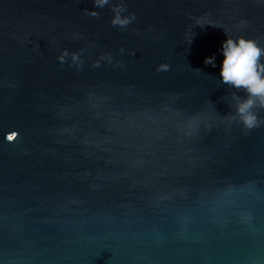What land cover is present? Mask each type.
I'll return each mask as SVG.
<instances>
[{"label":"water","instance_id":"water-1","mask_svg":"<svg viewBox=\"0 0 264 264\" xmlns=\"http://www.w3.org/2000/svg\"><path fill=\"white\" fill-rule=\"evenodd\" d=\"M94 7L0 0V264H264V124L220 76L264 0Z\"/></svg>","mask_w":264,"mask_h":264},{"label":"clouds","instance_id":"clouds-1","mask_svg":"<svg viewBox=\"0 0 264 264\" xmlns=\"http://www.w3.org/2000/svg\"><path fill=\"white\" fill-rule=\"evenodd\" d=\"M93 3L95 6L93 10L84 9V11L86 14L95 17L99 15L95 8H103L109 5L110 0H93ZM112 11L114 12L111 20L113 26L125 27L135 19V13L122 15L126 11L123 3L113 4ZM197 25L204 26L199 22ZM226 34L228 38L222 46L224 59L220 76L222 77V84L235 89L231 93L235 113L231 116L230 122L236 121L244 129L252 130L264 124V119L258 115L259 111L264 109V47L257 40L244 36L233 38L227 32ZM123 51L124 49L121 48V52ZM68 55V50L65 49L59 60L64 62ZM72 59L73 61L78 59L75 53H72ZM205 64H211L215 67V56L206 58ZM99 65V62L95 64L97 67ZM169 69L170 66L164 64L160 65L157 71H168ZM194 70L201 72L200 69ZM240 92L245 93V95L242 97L239 95Z\"/></svg>","mask_w":264,"mask_h":264},{"label":"snow or ice","instance_id":"snow-or-ice-1","mask_svg":"<svg viewBox=\"0 0 264 264\" xmlns=\"http://www.w3.org/2000/svg\"><path fill=\"white\" fill-rule=\"evenodd\" d=\"M12 137H9V139H11Z\"/></svg>","mask_w":264,"mask_h":264}]
</instances>
